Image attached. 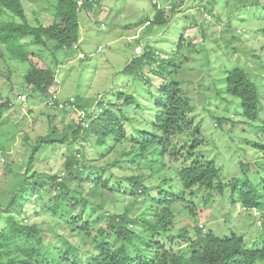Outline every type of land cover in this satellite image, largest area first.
<instances>
[{
  "label": "trees",
  "instance_id": "trees-1",
  "mask_svg": "<svg viewBox=\"0 0 264 264\" xmlns=\"http://www.w3.org/2000/svg\"><path fill=\"white\" fill-rule=\"evenodd\" d=\"M102 1L84 0L80 7L79 0H47L54 11L51 14L55 18L54 22L48 26L41 23L33 26L28 21L21 0H0V46L4 49L3 54H8L11 60L19 63L32 64L19 84L27 92L30 91L29 96L32 98L36 96L41 98L40 101L54 100V106L57 107L55 109L61 114H68V109L66 110L68 103L72 105V109L76 107L82 113H85L84 110L87 108L77 103L76 98H70L69 102L59 108L62 103L51 94V88L56 85L61 63L58 55L61 53L65 57L73 56L72 46L80 40L79 16L87 15L89 10L102 14L94 9V5L101 6ZM168 1L161 0L160 6L158 3H153L155 9L153 18L145 17L139 24L148 23L146 26L149 28L167 24L183 3V0L174 2L173 10L165 12ZM201 1L193 0L192 12L199 6H204ZM191 6L188 4L181 12L190 13L191 10L187 11V9ZM211 6L206 7L207 12H213ZM254 10L258 13L259 10L264 11V3L255 5ZM189 18L188 16L187 20ZM193 19L195 21L194 17ZM259 31L264 34V28ZM186 37L187 34L183 33L182 39L186 40ZM187 42L194 44L192 39ZM227 44L229 45H220V53L226 55L236 51L230 49L232 46L230 41ZM31 46L37 47L36 50H30ZM47 52L53 59L52 62L44 60L43 55L48 54ZM161 55L162 52H156L146 46L121 71L122 76L129 79L128 83L134 91H136L134 84L138 80L142 81L143 87L145 84H150L147 70L152 77L162 81L160 84L151 82L155 84L152 85L155 90L147 91L149 96L147 98L153 103L150 109L157 111L154 122L148 124L151 129H134V132L128 133L127 123L133 120L137 111L146 109L138 96L130 90L119 92V100L114 104L105 106L103 102H99L98 110L86 112L81 122L71 125L68 131L60 135L57 134L58 128L55 124L58 116H51L42 108L41 112H45L51 129L46 136H40L36 144L31 147L27 171L19 175L20 179L5 206L0 204V264H264V227L259 239L251 246L235 232L225 238H220L213 231L205 234L199 224L193 228L196 238L191 235L190 225L173 234L176 206L182 204V208L188 209L184 204L187 202L188 194L193 197L201 190H207L212 194L223 186V182L221 168L217 167L215 157L205 159L201 156V150L196 149L200 134L190 129L187 118L193 109L191 99L182 90L181 82L168 79L164 67L168 64L172 66L173 60L169 57L159 58V64L157 57ZM254 56L258 68L264 70V52ZM34 59L42 63L41 68L35 65ZM225 62H227L225 66L220 67V73L225 74L222 83L226 87V92L221 97L228 100L227 95H229L232 100H237L242 113L239 121L241 127L260 129L264 132V123L261 125L258 123L264 111L263 87L259 86L257 79L253 78L244 67L234 65L230 61L231 65L228 61L221 63ZM10 73L12 74V71ZM15 91H17L16 87ZM15 91L10 88L7 94L3 95L0 91L2 98L0 126L8 115L15 114L18 109L14 99L11 98ZM20 93L26 94L23 91ZM29 111L35 113L33 109ZM214 120L216 129L219 130L221 128H217L218 125L230 123L231 127L227 129V133L233 137L234 127L238 124L235 119L223 116ZM221 133L225 134V132ZM191 135H193L191 140L193 147L188 150L186 147L183 148L182 141ZM223 139L226 141L225 138ZM26 141H28L27 137ZM251 142L258 150L264 152V140L256 138ZM124 144H128L130 149L120 154L121 145ZM47 146L53 150L65 147L67 155L62 173L60 171L56 174H47L35 168L38 158L48 154L45 153ZM107 146L111 148L103 150V147ZM181 151H186L188 161L193 160L187 165L182 162L183 168L176 162ZM114 152L117 157L106 164L107 168L97 167L98 162L105 160ZM6 153V145L0 138V155L5 156ZM170 159L173 161L168 162ZM167 164L171 165L169 167L176 173L177 176L171 180L177 179L180 190L166 189L164 183L168 182L165 180L158 185L160 193L156 201L160 204V210L156 219L139 216L135 219L131 218L133 212L128 207L124 214L106 215L108 228L100 227L97 236H93L91 230H84L89 226L88 221L83 227H77L74 223H62L61 227L64 230L67 229L80 237L85 245L93 249V252L85 250L82 253L83 251H80V248L66 235H60L61 245L46 247L43 230L37 224H29L32 217L25 210V205L28 203L35 204L34 206L39 208L38 212L35 211L33 214L42 212L54 217H65L69 209H75L78 205L82 206L84 214L90 212L91 206L102 210L108 198L115 199L114 195L117 194L115 185L121 186L127 181L132 189V196H137L139 193L145 196L148 189L145 180L156 175L163 168L166 169ZM10 166L6 164L7 168ZM240 166L244 176L234 182L231 199L233 203L241 204L246 210L263 212L264 219V198L262 199L264 191L260 190L257 184L264 183V177L261 176L260 170L251 177L249 163H241ZM260 167L264 169V163L259 165V169ZM143 168L148 172H141ZM116 170L123 173L127 170L138 172L128 176L116 174ZM106 171L110 176L105 179ZM85 184L90 186L92 194H85ZM95 198L100 201L99 204L92 201ZM189 201V204L192 203V199ZM190 218L195 221L196 214L192 213ZM183 242L188 243L184 248L181 247Z\"/></svg>",
  "mask_w": 264,
  "mask_h": 264
},
{
  "label": "rangeland",
  "instance_id": "rangeland-1",
  "mask_svg": "<svg viewBox=\"0 0 264 264\" xmlns=\"http://www.w3.org/2000/svg\"><path fill=\"white\" fill-rule=\"evenodd\" d=\"M21 1L28 21L33 26L38 23L48 26L54 22L55 18L51 15L54 11L47 0ZM154 1L104 0L102 5L105 11L101 10L102 5L94 8L99 9L102 14L94 13L93 10H89L87 15L81 14L79 16L81 50L73 57H65L61 53L58 55L61 63L57 72L56 85L51 88V94L58 91L57 99L62 104L69 102L70 98H76L77 103L86 106L87 109L84 112H91L94 109L98 110L99 102H103L105 106L114 104L119 100V92L130 90L138 96L146 109L137 111L133 120L127 123L128 133L134 132V129H151L148 124L154 122L157 111L150 109L153 103L149 102L147 91L155 90L152 85L160 84L162 81L152 77L147 70L150 84H145L143 87L142 81L138 80L134 84L136 90L134 91L128 83L129 79L122 76L121 71L146 46L156 52H162L161 57H157L159 64V58L172 59L173 65L168 64L164 69L169 80L181 82L182 90L191 99L193 109L187 118L190 129L200 134L196 149L201 150V156L205 159L215 157L217 167L221 168V181L223 182V186L212 194L207 190L197 191L193 197L188 194L187 202L184 203L188 209L182 208V204L176 206L173 234H177L181 229L190 225L191 235L196 238L193 228L199 224L205 234L213 231L220 238H225L235 232L251 246L259 239L263 230V212L246 210L241 204L233 203L231 196L234 192V182L244 176L241 163L250 164L251 177L257 170H260L261 176L264 177V169L261 167L259 169V165L264 163V152L258 150L251 142L256 138L264 140V132L260 129L253 130L239 125L242 113L237 100H232L229 95H227L228 100L221 97L226 92V87L222 83L225 74L220 73V67H224L227 63H221L222 61H230L234 65L244 67L253 78L257 79L259 86L263 87L264 95V70L258 68L254 56L264 52V34L259 31L264 28V11L259 10V13L253 11V7L258 3H264V0H202L204 6H199L193 12V0H187V4L192 5L187 9V11L191 10L190 13L176 12L167 24L149 28L146 26L148 24H139V22L145 17L153 18ZM209 6L213 7L212 13L207 12L206 7ZM188 16L190 18L187 20ZM138 29L141 31L138 32ZM183 33L187 34V41L192 39L193 45L182 39ZM23 41L26 42V40ZM229 41L232 43L230 49L236 51L226 55L220 53V45L228 46ZM99 47L101 51L98 50ZM36 48L31 46L30 50L35 51ZM137 49L140 51L136 52ZM81 52L86 55V59L82 61L79 59ZM3 53L4 49L0 46V91L2 95L7 94L10 88L15 91V87L17 89L14 92L15 96L22 91L30 95V91L27 92L19 83L32 64L11 60L8 54ZM43 57L49 62L53 60L49 53L44 54ZM34 62L40 64L36 59ZM178 64H180L179 67ZM14 95H11L12 99ZM40 99L36 96L28 97L25 106L29 108L16 109L15 114L17 111L18 113L8 115L3 125L0 126V138L7 148L6 155L0 156V204L4 206L20 179L19 175L27 171L31 147L36 144L40 136H46L51 129L45 112L51 116H58L55 124L59 135L68 131L71 125L81 122V118L85 117L86 112L82 113L76 107L72 109L69 103L66 115L61 114L57 109L43 108L46 101H40ZM42 108L45 112H41ZM29 109H33L35 113H31ZM223 116H228L238 122L234 127L233 137L227 133V129L231 127L230 123L218 125L217 128L220 127L221 130L216 129L214 119ZM258 123L259 125L264 123V111ZM192 138L193 135L182 141L183 148L186 147L189 150L193 147ZM226 143L233 144L227 145ZM109 148L111 147H103V150H109ZM126 149H130L128 144L121 145L120 154ZM45 153L48 154L38 158L35 168L47 174L60 172L67 155L65 147L53 150L47 146ZM116 157L115 152L111 153L105 160L98 162L97 167L107 168L106 164ZM170 161L173 160H168ZM176 162L183 168L182 162L187 165L193 160L188 161L186 151H181ZM6 164L11 165L10 169L6 167ZM169 166L171 167L167 164L166 169L163 168L156 175L145 180L144 183L148 188L145 196L142 193L132 196V189L127 181L124 185H115L117 190V194L114 195L115 199L108 198L102 210L91 206L88 214L83 213L81 205L75 209H69L65 217H54L42 212L33 214L39 208L35 207V204L28 203L25 205V210L32 217L29 224H37L43 230L46 247L61 245L60 235H66L73 244L80 248V251H83L82 253L85 250L93 252V249L85 245L80 237L70 233L67 229L64 230L61 227L62 223H74L77 227H83L88 221L89 226L84 230H91L92 235L97 236L100 227L108 228L106 215L124 214L128 207L133 212L131 218L135 219L139 216L156 219L160 210V204L156 201L160 193L158 185L165 180L168 182L164 183L166 189L180 190L177 179L171 180L177 175ZM127 171L123 173L116 170L115 173L129 176L138 172L137 170ZM141 172L148 171L143 168ZM104 174L105 179L109 178L108 171ZM257 184L260 190L264 191V183ZM84 190L86 195L92 194L88 184L84 185ZM210 194V201L207 203ZM191 199L192 203L189 204ZM92 201L100 203L97 198ZM192 213L196 214L195 221L190 218ZM134 229L138 230L136 227ZM183 243L182 248L188 245V243Z\"/></svg>",
  "mask_w": 264,
  "mask_h": 264
},
{
  "label": "clouds",
  "instance_id": "clouds-1",
  "mask_svg": "<svg viewBox=\"0 0 264 264\" xmlns=\"http://www.w3.org/2000/svg\"><path fill=\"white\" fill-rule=\"evenodd\" d=\"M92 1V0H91ZM104 1V0H103ZM103 1H102V3H103ZM180 0H169L168 1V4L166 5V7H165V12H171L172 10H173V3L175 2H179ZM83 3H84V0H79V2H78V5L81 7L82 5H83ZM153 3H158L159 4V6L161 5V0H155ZM187 0H183V3L180 5V7L176 10V12L178 13V12H181L182 10H184L185 9V7H187ZM96 7H99L98 5H94V8H96ZM79 11H80V9H78ZM101 10L102 11H105V7L102 5L101 6ZM96 11H99V9H96ZM148 24V23H147ZM103 27H105L104 26V24H103ZM141 31V29H138V32H140ZM133 39L134 38H136V37H132ZM72 49H73V52H74V54L76 53V52H78V51H80L81 50V47H80V40H79V42H77V43H74L73 44V46H72ZM98 50L99 51H101V47H99L98 48ZM138 50L140 51V49H137L136 50V52H138ZM74 54H73V56H74ZM72 56V57H73ZM70 57V56H69ZM84 58H86V55L84 54V53H80L79 54V59H84ZM40 60V59H39ZM38 61V60H37ZM39 62V61H38ZM36 64L35 65H37L38 67H42V63L41 62H39L40 64H38L37 62H35ZM40 65V66H39ZM31 67V66H30ZM57 94H58V91L56 92V93H54V96H55V98L57 99ZM28 97H30L29 95H27V94H21L20 92L18 93V94H16V97H14V102H15V104L18 106V108L19 109H22L23 107H26L25 106V103H26V101H27V99H28ZM62 106H64V104H60V106H59V108H62ZM31 107H33V105L31 106ZM26 108H29V107H26ZM43 108H48V109H55V108H57V107H55L54 106V100H47L46 102H45V104H43ZM2 155V154H1ZM0 155V156H1Z\"/></svg>",
  "mask_w": 264,
  "mask_h": 264
}]
</instances>
